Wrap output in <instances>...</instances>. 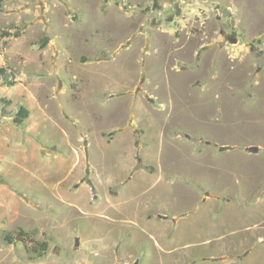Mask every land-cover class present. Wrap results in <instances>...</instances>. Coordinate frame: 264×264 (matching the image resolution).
Returning <instances> with one entry per match:
<instances>
[{"label":"rangeland","instance_id":"rangeland-1","mask_svg":"<svg viewBox=\"0 0 264 264\" xmlns=\"http://www.w3.org/2000/svg\"><path fill=\"white\" fill-rule=\"evenodd\" d=\"M0 38V264H264V0H4Z\"/></svg>","mask_w":264,"mask_h":264},{"label":"trees","instance_id":"trees-1","mask_svg":"<svg viewBox=\"0 0 264 264\" xmlns=\"http://www.w3.org/2000/svg\"><path fill=\"white\" fill-rule=\"evenodd\" d=\"M3 2L4 0H0V8H2ZM7 37H10L9 34H4L1 36L3 39ZM47 44L48 38H44V41L41 43L42 47H45ZM5 72V69L0 68V79L3 78ZM29 115V110L25 107H21L13 122L17 126H23L26 120L29 118ZM4 241L9 245H15L18 243L22 244L28 252H32L37 258H42L49 250L48 242L35 239L31 233L22 227H19L12 232L6 233L4 235Z\"/></svg>","mask_w":264,"mask_h":264},{"label":"crops","instance_id":"crops-1","mask_svg":"<svg viewBox=\"0 0 264 264\" xmlns=\"http://www.w3.org/2000/svg\"><path fill=\"white\" fill-rule=\"evenodd\" d=\"M192 138L194 139V137H191V140H192ZM204 141H202V142H200V143H203ZM205 143V142H204ZM207 144V143H206ZM209 144H207L206 146H208ZM234 146V145H233ZM228 147V148H227ZM207 148V147H206ZM230 147L229 146H224V148H222V151H226V150H230L229 149ZM208 149V148H207ZM208 151H209V149H208ZM195 152V154H197L198 155V158H197V162H200V164L199 165H203L204 163V159H205V156L208 154H206V153H201V150L199 149V150H195L194 151ZM258 152L259 151H257V150H255V151H250V153H248V154H246V155H249L248 157L251 159L252 157L254 158L255 156H257L258 155ZM203 163V164H202ZM159 167V166H158ZM158 172H161V174H159V176H161V177H158V176H154V177H158V178H160V179H163L164 177H166V176H164L163 175V168H160L159 167V169H158ZM164 179H166V178H164ZM167 180V179H166ZM149 184V183H148ZM206 196H209V198H211V199H214V198H216V197H214V196H210V194H207ZM214 197V198H213Z\"/></svg>","mask_w":264,"mask_h":264}]
</instances>
